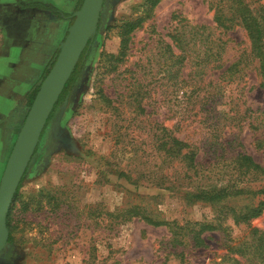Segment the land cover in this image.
Wrapping results in <instances>:
<instances>
[{
	"label": "rangeland",
	"instance_id": "1",
	"mask_svg": "<svg viewBox=\"0 0 264 264\" xmlns=\"http://www.w3.org/2000/svg\"><path fill=\"white\" fill-rule=\"evenodd\" d=\"M82 1L71 0L70 5V0H0V179L32 93L54 62ZM246 1L258 10L264 4V0ZM231 4L232 0H162L151 8L148 0H105L106 27L97 34L95 50L68 96L58 135L54 124L59 114L45 130L20 189V199L30 205L29 210L18 222L15 243L2 251L0 264L222 263L226 249L221 232H205L204 247L176 248L167 226H153L140 218L120 223L116 209L141 201L157 206L170 221L210 220L216 215L217 207L187 205L179 193L150 183L163 168L154 148L162 128L200 147L202 163L211 157L205 146L209 122H201L208 106L203 108L196 96L189 97L191 87L183 94L180 81L196 77L192 62L197 55L200 59L210 49L215 53L221 45L223 65L242 62L236 74L241 80L229 84L226 77L221 82L224 96L214 105V113L226 115L223 123L240 119L223 124V137L235 140L238 150L264 164V151L257 148V140L264 138V86L257 61L249 55L250 40L240 24L217 29L214 22L215 8L229 11ZM17 7L23 10L17 12ZM14 13L26 19L24 31L22 24L6 21ZM140 17L142 25L131 34L126 54L117 62L109 55L119 53V26ZM200 25L205 29L197 41L188 36L182 42L188 53L184 67L177 64L168 70L175 58L167 45L180 53L171 35ZM219 72L211 70L206 79H216ZM39 193L42 204L34 207L33 198ZM232 201L241 205L256 202L257 197ZM250 225L264 232V213ZM233 227V237L250 238L245 225Z\"/></svg>",
	"mask_w": 264,
	"mask_h": 264
},
{
	"label": "trees",
	"instance_id": "2",
	"mask_svg": "<svg viewBox=\"0 0 264 264\" xmlns=\"http://www.w3.org/2000/svg\"><path fill=\"white\" fill-rule=\"evenodd\" d=\"M161 1L148 0L151 8L157 6ZM251 2L232 0L229 11L215 8L214 22L217 29H229L234 23L240 24L244 28L250 40L249 55L253 56L257 61V71L262 79L261 86H264V4H261V9L258 10L251 8ZM212 8L214 9V7ZM143 20L142 17L135 20H126L119 26L120 50L117 55H109L111 58H115L117 62L122 60L128 49L131 34L142 25ZM105 24V20L102 17L98 33L103 31L106 27ZM190 28L189 31L184 30L181 33L171 35L180 53L175 54L172 45H167L171 56L175 58L174 61L168 64V70L177 64L184 67L188 59V53L186 46L182 45V42H185L189 38L188 36H190V40L197 41L199 39L198 34L205 29V26H191ZM94 44L95 41L90 42L83 52L71 79L66 84L51 113L48 125L67 107L68 96L95 50ZM221 46L215 53H213L212 49L205 51V56L200 59L201 55H197V59L192 62L196 77H189L180 81L182 84L181 88H184L183 94L186 95L188 88L191 87L192 91L189 97L194 95L201 107L208 106L205 111L203 109L205 114L201 122H209L207 125L211 133L206 139L205 146H209L212 152L211 157L206 163H202L198 159L200 147L181 140L174 135L172 130L162 128L160 142L156 141L154 148L158 157L162 158L163 168L154 173L150 183L153 187L179 193L180 199L187 205L202 203L217 207L216 215L210 220H185L180 222L178 219H174L170 221L163 216L157 206L144 205L141 201L129 207L116 209V212L120 218V223H125L132 218H140L153 226H167L171 232L170 243L176 248L180 245L204 247L208 243L207 238L203 234L205 232L219 231L223 235L226 249L221 264H264V232L251 228L250 225L251 220L258 218L264 213V186L261 185L264 182V164L258 163L253 156L243 150H238L237 146L233 145L235 140H228L223 137V124L226 126L227 121L233 123L234 120L239 121L240 119L233 117L223 123L222 119L226 115H221V112L214 113L216 108L214 105H217L220 102V98L224 96L222 95L224 86L221 82L226 77L229 79V84L235 83L239 79L241 80V77H236V74L241 72L240 65L242 62L237 60L228 66L223 65L220 60L224 49L221 50ZM211 70L220 71L216 79H206ZM172 79L173 76L170 80ZM38 88L39 86L32 93L29 107ZM222 114H225V112ZM252 126L254 129L261 128L260 125ZM157 131L155 137L158 135ZM257 148L264 151V138L257 140ZM22 183L15 195L8 215L10 236L7 248L15 243L14 234L17 231L18 222L23 214L29 210L28 206H30L20 199ZM41 194L39 193L37 197L33 198L34 207H39L42 204ZM242 197H247L249 200L257 197V201L241 205H237L232 201L235 198ZM229 221H232L235 226L245 225L248 227L250 238L233 237L234 227L229 224ZM180 254L184 255L183 253Z\"/></svg>",
	"mask_w": 264,
	"mask_h": 264
},
{
	"label": "water",
	"instance_id": "3",
	"mask_svg": "<svg viewBox=\"0 0 264 264\" xmlns=\"http://www.w3.org/2000/svg\"><path fill=\"white\" fill-rule=\"evenodd\" d=\"M105 0H83L73 13L59 52L43 78L16 137L0 179V255L8 244V215L22 180L41 143L51 113L88 44L98 34ZM60 112L54 124L60 126Z\"/></svg>",
	"mask_w": 264,
	"mask_h": 264
},
{
	"label": "flooded vegetation",
	"instance_id": "4",
	"mask_svg": "<svg viewBox=\"0 0 264 264\" xmlns=\"http://www.w3.org/2000/svg\"><path fill=\"white\" fill-rule=\"evenodd\" d=\"M17 12H21L23 9H20L19 7H17ZM44 12H46V13H48V14H50L49 13V11H45L44 10ZM15 14V13H14ZM52 14V13H51ZM21 15V14H20ZM20 15L19 14H15L14 15V18L12 17H10V18H7V20L6 21H8V22H10V24H13V25H16V24H22V25H20V30L21 31H24L25 30V22H26V19L25 18H20ZM53 16V15H52ZM62 17L64 18V19H66L68 16H65V15H62ZM70 17V16H69ZM70 19H72L73 20V18H70ZM9 24V23H8ZM27 26V25H26ZM56 29H58V27H56ZM34 30V29H33ZM35 31V30H34ZM32 34H33V32H32ZM32 39V37H30L28 40H31ZM57 51L55 52V54H54V60H55V58H56V56H57ZM1 80V82H2V80L3 79H0ZM0 82V83H1ZM48 126V125H47ZM47 128V127H46ZM45 133V132H44ZM44 135V134H43ZM43 138V137H42ZM4 251V250H3ZM1 258H2V253H1V255H0V260H1Z\"/></svg>",
	"mask_w": 264,
	"mask_h": 264
},
{
	"label": "crops",
	"instance_id": "5",
	"mask_svg": "<svg viewBox=\"0 0 264 264\" xmlns=\"http://www.w3.org/2000/svg\"><path fill=\"white\" fill-rule=\"evenodd\" d=\"M70 5L72 4L71 0H70ZM58 36H55V39H54V42H55V47L57 46V43H58ZM62 42V41H61Z\"/></svg>",
	"mask_w": 264,
	"mask_h": 264
}]
</instances>
